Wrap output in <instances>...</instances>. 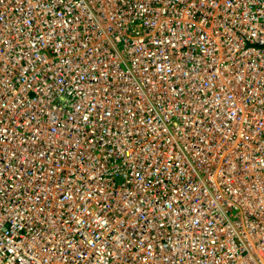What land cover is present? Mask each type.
<instances>
[{
	"label": "built area",
	"instance_id": "obj_1",
	"mask_svg": "<svg viewBox=\"0 0 264 264\" xmlns=\"http://www.w3.org/2000/svg\"><path fill=\"white\" fill-rule=\"evenodd\" d=\"M0 264H264V0H0Z\"/></svg>",
	"mask_w": 264,
	"mask_h": 264
},
{
	"label": "bare ground",
	"instance_id": "obj_2",
	"mask_svg": "<svg viewBox=\"0 0 264 264\" xmlns=\"http://www.w3.org/2000/svg\"><path fill=\"white\" fill-rule=\"evenodd\" d=\"M104 23V22H103Z\"/></svg>",
	"mask_w": 264,
	"mask_h": 264
}]
</instances>
